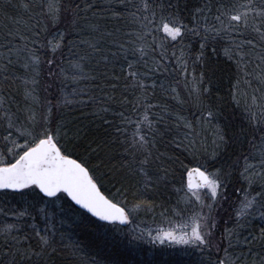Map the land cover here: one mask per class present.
I'll use <instances>...</instances> for the list:
<instances>
[{
  "label": "snow or ice",
  "instance_id": "obj_1",
  "mask_svg": "<svg viewBox=\"0 0 264 264\" xmlns=\"http://www.w3.org/2000/svg\"><path fill=\"white\" fill-rule=\"evenodd\" d=\"M0 12V264H85L66 223L92 234L89 264H150L140 243L264 264V0ZM157 208L168 227L124 231Z\"/></svg>",
  "mask_w": 264,
  "mask_h": 264
},
{
  "label": "trees",
  "instance_id": "obj_2",
  "mask_svg": "<svg viewBox=\"0 0 264 264\" xmlns=\"http://www.w3.org/2000/svg\"><path fill=\"white\" fill-rule=\"evenodd\" d=\"M13 3H16V0H13ZM8 15H11L13 17H23L25 14L23 11L19 8H9L8 9ZM4 23V15L2 12H0V25ZM193 47L198 48V43L193 41ZM216 61V68H217V75L222 78L224 81V90H227L229 87L230 82H234L235 76V66L231 65L230 61H227L223 55H220L218 57L214 58ZM231 65V66H230ZM220 69H223V71H220ZM172 71V65H169V72ZM226 73V75H225ZM197 74L199 72L197 71ZM183 86L181 85V88ZM169 103H172L169 101ZM74 115L79 116V113H74ZM165 200H169L168 206H174L176 204V198L175 196L169 198L165 197ZM160 201H158L159 203ZM185 206L183 204L180 205V208H184ZM162 209L157 208L155 215L148 214L145 215L144 213H140L138 215L137 221L135 222V225L133 228L137 229V233H139V229L143 228L145 229H156L158 227H163L164 224L162 223V217L160 216V212ZM223 215V213H222ZM7 222H11V220H8ZM5 223V219L3 217H0V225ZM36 223L39 227L43 228L44 222L37 219ZM59 226V225H58ZM63 230H65L70 237L72 241L80 243V247L82 249L81 252H79L78 256L79 258L83 259L85 261V264H89L90 259L93 256H96V250L89 244V241L92 239V234L85 228H77L75 226L65 224L62 226ZM128 228L124 227V231L128 232ZM126 243V241H125ZM197 255L193 254L191 256L184 254L181 250H167L163 247L158 246H152L147 245L145 243L139 244V250L136 251V260H144L146 262H150V264H193V262L196 260ZM99 258V257H97ZM170 259H173L172 261H169ZM65 264H67V261H65Z\"/></svg>",
  "mask_w": 264,
  "mask_h": 264
},
{
  "label": "rangeland",
  "instance_id": "obj_3",
  "mask_svg": "<svg viewBox=\"0 0 264 264\" xmlns=\"http://www.w3.org/2000/svg\"><path fill=\"white\" fill-rule=\"evenodd\" d=\"M137 218H138V216L136 217V220H135V222L137 221ZM178 219H180L179 217H172V220H173V223H175ZM135 225H137V224H135V223H133V224H130V225H127V226H122V227H125V228H128L127 230H131ZM163 227H168V224L167 223H165L164 224V226ZM149 229V228H148ZM148 229H145V231H147ZM140 230V229H139ZM138 230V231H139ZM148 245V244H147ZM156 246H158V247H163L164 249H167V250H181V247L182 246H173V247H168L167 245H156ZM196 259H197V257H195ZM173 259H170L169 261H172Z\"/></svg>",
  "mask_w": 264,
  "mask_h": 264
}]
</instances>
